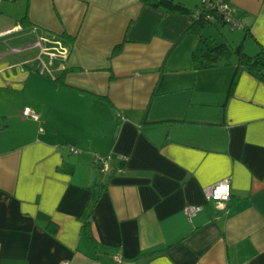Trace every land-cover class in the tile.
<instances>
[{
  "label": "crops",
  "instance_id": "crops-1",
  "mask_svg": "<svg viewBox=\"0 0 264 264\" xmlns=\"http://www.w3.org/2000/svg\"><path fill=\"white\" fill-rule=\"evenodd\" d=\"M174 1L194 14L0 0V264H264V81L194 63L216 41L264 50V0L201 30L207 0ZM37 36L68 52L48 76ZM226 178L222 212L204 192Z\"/></svg>",
  "mask_w": 264,
  "mask_h": 264
},
{
  "label": "built area",
  "instance_id": "built-area-1",
  "mask_svg": "<svg viewBox=\"0 0 264 264\" xmlns=\"http://www.w3.org/2000/svg\"><path fill=\"white\" fill-rule=\"evenodd\" d=\"M206 12H208V21L210 23L222 22L229 25L232 29L241 28L242 24L237 17V11L231 5L229 0H207ZM202 10L197 14L200 15ZM6 34V33H5ZM5 34H0L4 36ZM48 40L42 36H37L36 40L32 44L33 47L40 49L41 55L37 64V72L41 75H51V68L54 63L59 61H66L68 59L67 50H59L58 48H50L47 45ZM22 49L13 48L11 52H20ZM23 115L26 118H31L35 121H39V115L31 108H25ZM97 166H101L103 172L110 170L108 162L105 158L97 157L95 159ZM205 199L207 203H213L216 208L222 212H227L228 204L232 198V181L230 178H226L214 185H211L205 189ZM204 205H189L184 209V213L189 220H193L199 213L204 211ZM118 264H123L121 258H117Z\"/></svg>",
  "mask_w": 264,
  "mask_h": 264
},
{
  "label": "trees",
  "instance_id": "trees-1",
  "mask_svg": "<svg viewBox=\"0 0 264 264\" xmlns=\"http://www.w3.org/2000/svg\"><path fill=\"white\" fill-rule=\"evenodd\" d=\"M143 4L149 5L156 9H163L169 13H181L186 15L194 14V10L186 7L185 5L175 2L174 0H142ZM202 13L194 18V27L197 30H201L207 25L211 24L208 21V12H206V3L200 6ZM239 59L238 70L242 67L247 68V70L253 74L256 78L264 81V50H262L256 56L248 55L242 46L233 48L227 43L217 44L208 49L201 54H194L195 66L199 69L212 68L216 66H229L233 64V58ZM235 85L233 81L231 86V92ZM230 96V95H229ZM87 232L90 236L91 224L88 223Z\"/></svg>",
  "mask_w": 264,
  "mask_h": 264
},
{
  "label": "rangeland",
  "instance_id": "rangeland-1",
  "mask_svg": "<svg viewBox=\"0 0 264 264\" xmlns=\"http://www.w3.org/2000/svg\"><path fill=\"white\" fill-rule=\"evenodd\" d=\"M224 28V27H223ZM225 28H226V26H225ZM228 28V27H227ZM222 42L221 41H216V42H213V44H211V46H215V45H217V44H221Z\"/></svg>",
  "mask_w": 264,
  "mask_h": 264
}]
</instances>
